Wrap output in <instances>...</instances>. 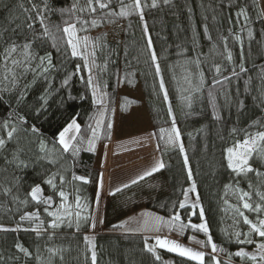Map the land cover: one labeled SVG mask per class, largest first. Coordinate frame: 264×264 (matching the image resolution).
<instances>
[{
	"label": "trees",
	"instance_id": "obj_1",
	"mask_svg": "<svg viewBox=\"0 0 264 264\" xmlns=\"http://www.w3.org/2000/svg\"><path fill=\"white\" fill-rule=\"evenodd\" d=\"M54 8L68 7L72 0H50ZM144 4H151V0H142ZM232 4L229 7V4ZM18 0H0V27H14L9 23L10 16L20 15L17 7ZM240 6L247 7L250 21L245 24L237 23L236 12ZM117 6L113 4V8ZM118 10V9H117ZM259 0H170L164 4L158 0V7L144 8V21L138 14L127 18H118L115 23H101L99 27L91 28L87 33L93 38H102V48L96 51V65L92 75L102 85V92L109 111L105 113V126L100 130L99 144L109 142L114 131V122L117 114L127 112L129 106L137 105V101L119 95L121 87L133 89L139 86L143 102L147 111L151 132L155 140L156 150L160 161L165 167L136 184L128 183L129 187H119L121 191L112 189L105 196L103 203L102 228L92 231L91 221L81 224L79 232L75 227H63L58 231L59 236L53 241L55 245L68 249L64 253L65 264H91V248L84 237H94L95 251L97 252V264H199L187 257H180L177 253L168 252L156 247V253L161 256L157 261L155 256L145 248V241L149 246H155L154 236L166 235L180 242L191 244V237L196 241H207V235L188 228L183 234L170 231L162 227L159 233H129L122 231L121 225L126 217H134L144 210L159 214L169 219L174 213H178L184 223L200 224L203 221L199 216V208L193 209L192 204L187 203L186 208H179V202L185 198L184 191L195 182L196 192L193 196L196 201L199 195V204L204 209V220L207 222L209 234L218 248L215 255L222 264H254L249 258L241 259L230 253L243 249L250 253L257 251L256 244H238L232 233L238 230L244 233L249 231L248 225L243 224L242 218L235 215L231 206H240L233 192L226 189L225 185L234 183V174L226 167L225 150L233 145L234 139H243V132L231 134L232 128L248 129L255 132L261 129L254 125L255 121L264 124V20L261 15ZM64 19H68L67 16ZM52 22L61 23L59 13L51 17ZM147 25V33L144 25ZM244 30L241 31V26ZM39 27V25H37ZM118 28V37L109 38L106 29ZM231 29V31H230ZM248 29L253 36L248 37ZM239 35L241 40H236ZM227 47H225V40ZM151 39L152 48H148V40ZM52 52L53 63L57 66L51 73L50 94L45 93L47 82L38 80L27 91L23 101L18 102L15 93H4L0 96V122L11 120L17 122L18 116L27 120L24 125L27 128L35 126L39 132H29L21 140L25 148L22 159L29 166L22 170L9 168L8 173L0 172V184L11 186L13 175L20 178L18 187L13 188V194L24 199L31 187L40 184L44 189V195H50L52 189L43 184L42 179L49 173L61 169V165L70 171L66 173L71 178L72 172L84 176L89 183L75 182L82 188V203H87L88 208L82 215L93 216L94 198L99 170L94 166V152L87 151V140L91 137V124L95 127V120L99 118V106L93 103L92 89L86 81L89 76L87 68L83 67L81 57H71L70 49L65 54L58 53L51 48L48 42L45 46ZM41 50V54L43 51ZM155 51L157 61L151 60V52ZM232 53V60L226 57ZM199 60V66L195 61ZM159 64L161 72L156 75L155 65ZM80 65L82 70L77 72ZM215 65L221 67V72L215 71ZM243 65L245 71H241ZM103 69V71H101ZM236 73L234 75L233 73ZM71 75L69 84L62 85L66 76ZM203 75V85L196 90ZM191 80V84L185 82V77ZM227 77V79H225ZM163 78L168 100H164V91L159 87ZM31 76H29V80ZM219 80L220 83H213ZM187 89V90H185ZM209 91L212 97H209ZM46 96L47 103L42 111L37 113ZM191 96V107L188 101L182 97ZM243 101L244 107H239ZM120 102V103H119ZM119 103V105H118ZM169 105L172 107V116L168 114ZM173 116L180 130V143L183 144L185 153H180L179 144L169 145L165 138H160L161 128L170 129ZM73 118L80 125L78 139L84 143L77 157L70 153H64V159L56 165L43 160H37L41 155L38 152V142L43 139L48 149L55 148L62 151L58 144L57 135ZM107 123L112 128H106ZM254 125L253 127H249ZM110 133V135H109ZM5 133L0 131V135ZM14 142L9 143L8 149L14 147ZM189 160L188 167L192 171V180L188 179V167H185L184 155ZM3 161L0 160V165ZM259 167V165H253ZM264 171V167H261ZM249 180L256 185L257 178L249 174L247 179H241L240 188L249 189ZM57 183L59 181L57 180ZM264 191V187H261ZM9 198L0 195V202ZM30 199V198H29ZM254 201L258 197L254 192ZM73 197L69 196V202ZM227 200V204L225 203ZM54 210L59 197H54ZM21 208L19 213L5 214L0 212V225L15 227L19 222V216L25 211L36 210L35 202H30L27 207ZM40 207L41 218L50 221ZM250 220L256 222L257 214L243 210ZM195 212V214H193ZM138 215V216H139ZM264 218V213L260 214ZM239 220L236 227L229 224L232 219ZM23 227H29L27 222H20ZM46 239V238H45ZM244 239V236H241ZM253 239L258 243L261 238L253 234ZM19 241L31 251L35 244L40 243L43 249L44 241H37L34 232H0V256L5 258V264H23V258L19 262H13L7 258L18 254L14 244ZM194 244V243H193ZM197 249L206 253L205 264H210L207 254L211 253V246L202 247L196 243ZM45 255H47L45 253ZM35 264V261H29Z\"/></svg>",
	"mask_w": 264,
	"mask_h": 264
},
{
	"label": "snow or ice",
	"instance_id": "obj_2",
	"mask_svg": "<svg viewBox=\"0 0 264 264\" xmlns=\"http://www.w3.org/2000/svg\"><path fill=\"white\" fill-rule=\"evenodd\" d=\"M164 4H168L170 0H162ZM113 4L117 7L113 8ZM232 4H229L231 7ZM17 7L20 15H13L9 18V23L14 24V27H0V96L4 93H15L17 95L18 102L23 101L27 91L38 80H44L47 82L48 87L45 89L46 94H50L51 90V73L57 69V66L53 63V56L51 51L44 50L48 42L51 43V48L56 52L68 53L70 49L71 57H81L84 61L83 67L89 71L87 78V85L92 89L93 103L98 105L100 110L98 112L99 118L95 120V127L91 124V137L87 140V151L94 152L95 144L100 139V130L105 126L104 116L109 111L104 97L107 93L102 92V85L92 75L93 68L98 67L96 65V51L102 48L101 37H91L87 34L78 35V33H87L91 28H96L101 23H115L118 18H127L133 14H138L140 20L144 21V8L158 7V0H151V4H144L142 0H72L68 7L54 8L50 0H18ZM118 9V10H117ZM59 13L61 17V23L56 24L52 22L51 17L53 14ZM262 17H264V11H262ZM67 16L68 19H64ZM237 23L242 20L245 22L250 21L247 7L240 6L236 12ZM39 25V27H37ZM244 30V25L241 26V31ZM144 31L147 33V25H144ZM231 31V29H230ZM248 37L251 39L253 36L252 30L248 29ZM225 47H227L226 39ZM236 40L240 41L241 37L236 36ZM148 48H152L151 39L148 40ZM41 50L43 54H41ZM229 61L232 60V53L228 52L227 57ZM151 60L157 61V55L155 51L151 52ZM199 66V60L195 61ZM215 71L221 72V67L215 65ZM241 71H245L243 65L240 66ZM156 75H160L161 69L158 63L155 65ZM80 65H77L76 71H81ZM103 71V69H101ZM236 75V73H233ZM70 74L62 81L63 86L69 84L71 79ZM29 76L31 79L29 80ZM185 82L191 84V80L186 76ZM227 79V77H225ZM203 75L200 76V83L196 85V90L199 91L203 85ZM213 83H220L219 80L213 81ZM159 87L161 90H165V84L163 78L160 79ZM187 90V89H185ZM209 97H212V92L209 91ZM183 100L188 101V106L191 107V96L182 97ZM43 101L40 108L36 109L37 113L42 111L47 103L46 96H42ZM164 100H168V93L164 91ZM239 107H244L243 101L239 102ZM172 107L169 105L168 114L172 116ZM27 124V120L23 116L17 117V122H13L10 119L0 122V131L4 132V135H0V160L3 164L0 165V172L8 173L9 168L12 167L15 170H22L29 166V163L22 159V154L25 152V148L21 143V140L27 136L29 132L36 134L39 132L34 125L31 128H27L24 125ZM254 125H258L261 129H264V124L260 121H255ZM250 125L249 127H253ZM106 128L110 130L112 128L111 123H107ZM160 138L164 139L166 134V143L169 145L179 144L180 153H185V149L182 143H180L181 134L178 129L173 116L170 129L161 128L159 130ZM243 132V139H234L233 145L226 148L225 160L226 167L234 174V183L225 185L226 189H230L234 195H236L240 206H231L235 215L242 218L243 224L249 226L247 233L236 231L232 233L235 236L238 244H256L257 251L255 253H248L243 249L230 253L229 255L240 257L241 259L249 258L252 261L264 262V218H261L264 213V191L261 187H264V171H261V167H264V130H258L251 132L248 129L232 128L231 134L235 135ZM70 133H75L69 135ZM80 133V125L77 120L73 118L59 133L58 144L62 146V151H57L55 148L48 149L45 141L40 139L38 142V152L41 155L36 157L37 160L46 161L49 164L56 165L64 159V153H70L71 156L77 157L81 151V146L84 141L82 138L78 139ZM21 134H24L22 137ZM110 135V133H109ZM14 142V147L9 150V143ZM185 167H188L189 160L187 155H184L183 161ZM253 165H259L254 167ZM165 167L162 161L157 163L150 169L145 171L138 180H143L146 176H151L153 173L160 171ZM71 165L65 168L61 165V169H58L54 173H49L46 177H43L42 182L52 189L50 195L45 196L44 189L40 184L31 187L30 191L26 194L24 199H20L18 195L13 194V188L18 187L20 178L13 175L11 186L0 184V195L9 198L3 202H0V212L5 214H15L21 211L20 207L16 205L27 207L30 202H35L37 205L36 210L32 212L25 211L19 216V222L15 227L8 228L0 225V232H34L37 241H44L43 249L38 242L35 244L34 251H31L28 247H25L22 243L17 241L14 244V248L18 254L8 257V260L13 262H19L23 258V264H29V261H35V264H65L64 253L68 249L62 246L55 245L53 241L59 236L57 230L63 227L73 228L76 232L80 231L81 224L91 221V228H96V217L82 215L84 210L88 208L87 203H82L84 199L82 196V188L75 182L89 183L88 179L84 176L76 175L74 172L71 174V178H67L66 173L70 171ZM249 174H254L257 178V184L254 185L250 180L248 183L249 189L252 191H245L240 188L241 179H247ZM188 179L192 180V171L188 167ZM57 180L59 183H57ZM137 179L131 181L132 184L138 182ZM102 187V179L100 182ZM124 188L129 187L125 184ZM117 192L121 191L120 188L116 189ZM196 192V184L192 183L188 190L184 191L185 200L179 202V208H186L188 201V193ZM253 192L258 201L252 199ZM73 197L72 202H69V196ZM54 197H59V203L54 210L52 206L54 204ZM30 198V199H29ZM99 203V193L97 194V205ZM227 204V200H225ZM43 206L44 213L47 217H51L50 221H46L41 218L40 207ZM193 209L199 208V216L203 221L200 224L184 223L181 216L178 213H174L169 219H165L162 216H156L152 213H144V219L141 226L133 231H154L159 233L162 227H167L170 231H177L183 234L188 228L194 231L202 232L207 235V241H196L195 237L190 239L200 244L202 247L208 245L211 246V253L207 254L210 260V264H222V262L215 255L218 251L223 252V248H218L217 244L212 241V237L209 234V228L207 222L204 220V209L199 204V195L197 193L196 201L191 205ZM243 210L254 212L257 214L256 222L249 219ZM195 214V212H193ZM27 222L29 227H23L22 223ZM103 223V221H99ZM239 223V220L235 221ZM118 227H124L123 224ZM253 234L260 237V242H256L253 239ZM244 239H241V236ZM46 238V239H45ZM94 237L85 236V242L90 245L91 248V264H97V252L95 251V244L93 243ZM155 246H149L147 240L145 241V248L148 252L155 256L157 261L161 260V256L156 253V247L165 249L171 253H177L180 257H187L190 260L198 261L199 264H205L206 253L199 250H194L191 247H187L176 240L169 239L168 237H161L157 235L154 237ZM45 253L47 255H45ZM0 264H5V258L0 256ZM167 264V262H165Z\"/></svg>",
	"mask_w": 264,
	"mask_h": 264
},
{
	"label": "rangeland",
	"instance_id": "obj_3",
	"mask_svg": "<svg viewBox=\"0 0 264 264\" xmlns=\"http://www.w3.org/2000/svg\"><path fill=\"white\" fill-rule=\"evenodd\" d=\"M106 31L109 38L115 39L118 37L119 32L117 27H110L109 29H106ZM119 95L136 100L137 105L129 106L127 112L124 114L120 113L116 115L112 139L109 142L103 143L107 145V148L104 149V151L101 153L100 156L99 175L96 184L94 209L92 214L93 216L96 217V228L95 229L91 228L92 231L101 230L102 228V224L99 221L102 220V214H103L102 199L104 197L103 195L105 191V178L109 173V169L110 172H113V168L115 167L116 169H114V171L116 172L119 171V173L121 174V178L118 179V181L120 180L119 182L121 184H124L127 180L132 179L133 177H136L138 175L141 176L145 171L150 170L157 163V161H160V157L155 146V140L151 132L147 111L143 102V96L139 86L136 85L133 89H127L121 87L119 89ZM72 134L75 133H70L69 135ZM57 141H58V135H57ZM113 176L114 175L112 174V179L114 178ZM101 179H102V187L100 186ZM191 185L188 187V189L191 187ZM117 186H119V184H116L114 186V189H116ZM98 193H99V203L97 205ZM193 194H194L193 192L188 193L187 203L193 204L195 202V198ZM235 197L236 196H234V198ZM184 200L185 198H183L182 201ZM144 213H152L156 216H160L157 213L144 210L142 214L139 215L138 213L135 216V218L132 216L126 217L122 223L124 225V227L121 228L122 231L129 233H152V235H154L153 234L154 231H133V229H137L141 226L144 219V215H143ZM235 221L236 220L233 218L232 220L229 221V224L233 225V227H236L237 223ZM239 230L237 226V231ZM239 232L244 233L243 230ZM158 235H163V234H158ZM168 238L173 239L170 237ZM153 240L155 242V239ZM178 242L187 247H191L194 250H199L197 249V246H195L197 244L193 241L191 244L180 241ZM251 253H253V251L250 252V254ZM260 263L261 261L258 260L254 264H260Z\"/></svg>",
	"mask_w": 264,
	"mask_h": 264
},
{
	"label": "crops",
	"instance_id": "obj_4",
	"mask_svg": "<svg viewBox=\"0 0 264 264\" xmlns=\"http://www.w3.org/2000/svg\"><path fill=\"white\" fill-rule=\"evenodd\" d=\"M259 7H260V10H261V13H262V11H264V0H259ZM263 20H264V17H263ZM107 148V145L106 144H99L97 147H96V150H95V155H94V166L96 167V168H98V170H99V162H100V156H101V153L104 151V149H106ZM118 168H120V167H118ZM114 169H116L115 167L113 168V172H110V169H109V173H108V175L106 176V178H105V191H104V197H103V199H102V202L104 203V199H105V196L108 194V192L110 191V190H112V188L114 189V186L116 185V184H119V186H122V185H124V184H128V183H130L132 180H134V179H138V177L140 176V175H138V176H136V177H133L132 179H129V180H127L124 184H121L119 181H118V179H120L121 178V174L119 173V171L118 172H116V171H114ZM114 175L113 177V179H112V174ZM119 174V175H118ZM112 184H114V185H112ZM119 186H117V187H119ZM116 187V188H117ZM95 192H96V190H95ZM160 236H162V237H166V236H164V235H160ZM200 251V250H199Z\"/></svg>",
	"mask_w": 264,
	"mask_h": 264
},
{
	"label": "built area",
	"instance_id": "obj_5",
	"mask_svg": "<svg viewBox=\"0 0 264 264\" xmlns=\"http://www.w3.org/2000/svg\"><path fill=\"white\" fill-rule=\"evenodd\" d=\"M260 264H264V262L263 263L261 262Z\"/></svg>",
	"mask_w": 264,
	"mask_h": 264
}]
</instances>
